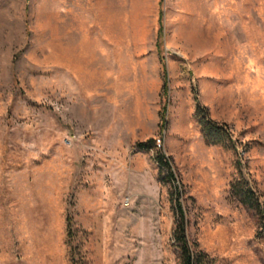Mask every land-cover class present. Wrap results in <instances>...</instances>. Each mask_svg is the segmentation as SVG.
I'll list each match as a JSON object with an SVG mask.
<instances>
[{
  "label": "rangeland",
  "instance_id": "rangeland-1",
  "mask_svg": "<svg viewBox=\"0 0 264 264\" xmlns=\"http://www.w3.org/2000/svg\"><path fill=\"white\" fill-rule=\"evenodd\" d=\"M159 1L0 0V264H264V0Z\"/></svg>",
  "mask_w": 264,
  "mask_h": 264
},
{
  "label": "trees",
  "instance_id": "trees-1",
  "mask_svg": "<svg viewBox=\"0 0 264 264\" xmlns=\"http://www.w3.org/2000/svg\"><path fill=\"white\" fill-rule=\"evenodd\" d=\"M163 0L159 1L161 4ZM162 13L159 14L160 27L158 30V42L162 37L163 27L161 24ZM195 101V113L194 117L197 124L201 128L203 138L208 145H219L226 149L236 150L237 141L233 138L229 128L224 124H219L213 121L209 117L208 109L203 106L197 97ZM156 144L155 139L150 138L146 141H141L136 144V147L141 150L153 148ZM157 162L161 169H165L168 172L171 180H175L176 176L173 170L171 160L161 150L157 154ZM244 185L238 187V185H231V190L235 191V194L240 199L241 203L250 210H254L260 220H264V201L258 196L253 188L249 186L248 180H243ZM179 194V190L177 191ZM176 209L178 220L173 232L174 245L178 248L180 254L181 264H214V259L211 258L206 252L199 249L197 244H191L187 235V219L186 211L180 199L176 200ZM259 220V221H260ZM68 227L71 226L70 218L67 219ZM262 223V221H261Z\"/></svg>",
  "mask_w": 264,
  "mask_h": 264
}]
</instances>
